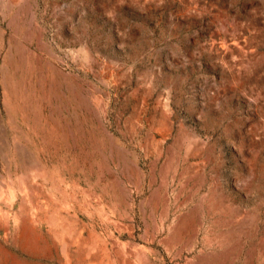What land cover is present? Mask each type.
<instances>
[{
  "label": "rangeland",
  "instance_id": "rangeland-1",
  "mask_svg": "<svg viewBox=\"0 0 264 264\" xmlns=\"http://www.w3.org/2000/svg\"><path fill=\"white\" fill-rule=\"evenodd\" d=\"M0 264H264V0H0Z\"/></svg>",
  "mask_w": 264,
  "mask_h": 264
}]
</instances>
